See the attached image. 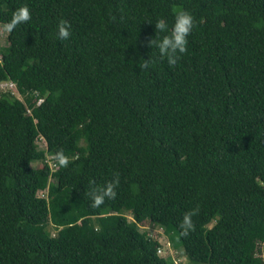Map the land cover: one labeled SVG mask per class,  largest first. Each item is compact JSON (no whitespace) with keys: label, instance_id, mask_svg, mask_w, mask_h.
<instances>
[{"label":"trees","instance_id":"obj_1","mask_svg":"<svg viewBox=\"0 0 264 264\" xmlns=\"http://www.w3.org/2000/svg\"><path fill=\"white\" fill-rule=\"evenodd\" d=\"M22 5L0 48L22 97L0 94V264H174L147 223L191 264H264V0H0V28ZM179 9L187 52L140 68L149 20Z\"/></svg>","mask_w":264,"mask_h":264},{"label":"clouds","instance_id":"obj_2","mask_svg":"<svg viewBox=\"0 0 264 264\" xmlns=\"http://www.w3.org/2000/svg\"><path fill=\"white\" fill-rule=\"evenodd\" d=\"M31 18V12L27 5H22L16 8L3 28L7 31H12L17 25L26 23ZM155 35L147 41L148 46L152 49L149 59H142L143 63L139 64L140 68H147L153 60V53L155 58L159 60H167V63L172 66L175 65L180 58V55L186 53L188 50L189 36L195 26V20L190 11L187 9H179L174 13L172 22L161 16L154 21ZM71 25L68 20L61 19L57 24L56 35L60 39H67L70 36ZM57 158L60 164L67 162V157L63 152L57 153ZM119 183L118 175H114L111 180L106 181L103 185L93 186L87 193L91 198L93 207H98L105 202L106 199H114L117 195L116 188ZM195 210L186 212L180 223L182 235H188L189 231L193 229L192 216Z\"/></svg>","mask_w":264,"mask_h":264},{"label":"rangeland","instance_id":"obj_3","mask_svg":"<svg viewBox=\"0 0 264 264\" xmlns=\"http://www.w3.org/2000/svg\"><path fill=\"white\" fill-rule=\"evenodd\" d=\"M8 46V31L3 27L0 28V48ZM12 91L18 98H22L21 95L17 92V89L14 84L7 82L0 84V94L6 91ZM38 144L41 148H46L47 145L45 141L40 138ZM36 164H34L35 166ZM46 192H39L40 195H44ZM128 218L132 220V216L128 214ZM141 231H147L152 237L158 239L162 244V249L160 254L166 259H172L174 264H191V262L186 258L183 250L174 249L171 245L168 235L165 233L163 228L156 227L151 224L140 225ZM49 230L53 235H56L57 230L53 225L49 226Z\"/></svg>","mask_w":264,"mask_h":264}]
</instances>
